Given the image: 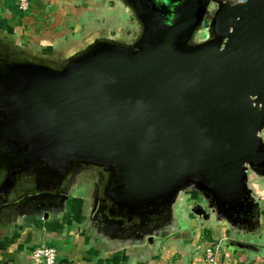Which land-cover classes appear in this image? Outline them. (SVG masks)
<instances>
[{
	"label": "water",
	"instance_id": "95a60500",
	"mask_svg": "<svg viewBox=\"0 0 264 264\" xmlns=\"http://www.w3.org/2000/svg\"><path fill=\"white\" fill-rule=\"evenodd\" d=\"M99 3L64 43L0 18V259L42 229L145 264L197 235L182 198L264 257V0Z\"/></svg>",
	"mask_w": 264,
	"mask_h": 264
},
{
	"label": "crops",
	"instance_id": "0c3cea01",
	"mask_svg": "<svg viewBox=\"0 0 264 264\" xmlns=\"http://www.w3.org/2000/svg\"><path fill=\"white\" fill-rule=\"evenodd\" d=\"M101 9L99 0H32L29 11L21 13L16 0H0V18L10 22L33 41L64 43L85 31ZM209 222H201L197 235L189 242L171 244L145 264H207L203 249L218 246V264H264V257L244 261L228 248H222L224 229L211 227ZM43 243L58 250L55 264H85V255L73 234L55 236L42 229L28 230L23 243L12 249L0 264H27L26 247L30 243ZM26 244V245H25Z\"/></svg>",
	"mask_w": 264,
	"mask_h": 264
},
{
	"label": "built area",
	"instance_id": "2783aa9c",
	"mask_svg": "<svg viewBox=\"0 0 264 264\" xmlns=\"http://www.w3.org/2000/svg\"><path fill=\"white\" fill-rule=\"evenodd\" d=\"M32 0H16V7L21 13L29 11ZM205 261L207 264H218V247L207 246L204 249ZM27 264H55L58 250L53 246L43 243H30L26 247Z\"/></svg>",
	"mask_w": 264,
	"mask_h": 264
},
{
	"label": "rangeland",
	"instance_id": "374dc122",
	"mask_svg": "<svg viewBox=\"0 0 264 264\" xmlns=\"http://www.w3.org/2000/svg\"><path fill=\"white\" fill-rule=\"evenodd\" d=\"M212 11H213V6L210 7V9H209V11L207 13V18H210L211 14H212ZM109 16H110V12L108 11V9L105 10V9L101 8L99 11H97L96 16L93 17L92 19H90L91 23L86 27V29L91 28L94 24L102 23L103 20H105ZM188 203H189L188 200H186L185 198H182L181 203H179L178 212L183 211L185 216H189L191 218L189 223H188V220H187V223L188 224L192 223L193 229H195V230L197 228L200 229L199 225H200L201 222L198 219L196 221H193L194 216L191 215V213H189V208H187ZM188 224H187V227H188ZM211 225H212L211 227H213V228H215V226H217L216 224H211ZM220 246H221V249L222 248H227V245L225 246V243L223 241L220 242ZM211 247L215 248V247H218V246L215 245V246H211ZM204 251L205 250L203 249V252Z\"/></svg>",
	"mask_w": 264,
	"mask_h": 264
},
{
	"label": "flooded vegetation",
	"instance_id": "af4514ba",
	"mask_svg": "<svg viewBox=\"0 0 264 264\" xmlns=\"http://www.w3.org/2000/svg\"><path fill=\"white\" fill-rule=\"evenodd\" d=\"M213 6V10H214V8H215V5H212Z\"/></svg>",
	"mask_w": 264,
	"mask_h": 264
}]
</instances>
